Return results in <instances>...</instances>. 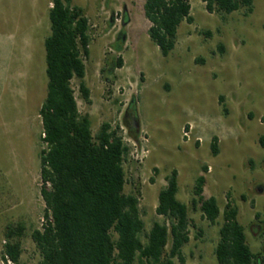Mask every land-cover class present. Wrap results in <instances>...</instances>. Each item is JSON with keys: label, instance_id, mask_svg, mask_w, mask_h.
Here are the masks:
<instances>
[{"label": "rangeland", "instance_id": "374dc122", "mask_svg": "<svg viewBox=\"0 0 264 264\" xmlns=\"http://www.w3.org/2000/svg\"><path fill=\"white\" fill-rule=\"evenodd\" d=\"M50 1L0 0V264H5L8 225L24 226L20 262L40 260L31 232L41 228L45 212L39 108L47 91L44 39L50 33ZM71 3L87 16L90 37L83 77L88 101L76 78L71 80L74 97L79 111L88 114L93 135L103 122L118 128L128 147L123 191L137 194L145 231L155 221L169 226L155 207L166 177L176 169V196L195 225L182 247L187 264H218L214 249L228 199L238 209L251 251L264 256V0H253L248 14L243 6L229 14L210 13L201 0H190L193 22L179 24L167 56L149 37L144 0ZM124 10L128 22L122 26ZM118 56L123 65L113 68ZM132 98L136 118L128 116L127 122L136 128L137 140L124 122ZM212 136L218 138L215 156ZM202 165L208 167L203 195L214 196L220 208L213 224L192 205ZM251 225L261 229L253 232Z\"/></svg>", "mask_w": 264, "mask_h": 264}, {"label": "trees", "instance_id": "16d2710c", "mask_svg": "<svg viewBox=\"0 0 264 264\" xmlns=\"http://www.w3.org/2000/svg\"><path fill=\"white\" fill-rule=\"evenodd\" d=\"M201 1L210 13L229 14L243 6L248 14L253 9V0ZM50 3V33L44 39L47 91L39 108L40 139L45 144L39 153L40 195L45 212L41 228L31 232L40 254L38 264H187L182 247L189 241L190 227L195 225L187 205L176 196L177 170L172 169L166 177L155 207L157 215L169 220V226L155 221L145 231L137 194L123 191L126 182L123 161L128 147L118 128L103 122L93 135L90 118L79 111L74 97L71 80L76 78L80 80L82 98L88 101L89 90L83 77L84 57L89 55V20L71 0ZM190 9V0H144L149 37L163 56L174 48L179 24L193 22ZM126 13L124 10L122 26L128 22ZM117 39L115 49L121 51L123 29ZM122 65L123 59L118 56L113 68ZM218 100L222 102L223 96L219 95ZM128 116L136 118V98L130 100L124 122L130 136L137 140L136 128L127 122ZM210 149L212 155L218 154L216 136H212ZM207 170L202 165L203 173L195 179L192 205L198 206L202 216L213 224L220 208L214 196L203 195ZM222 217L214 249L217 263L264 264V256L252 252L248 246L238 209L231 199L227 200ZM250 229L256 232L261 227L256 225L254 229L251 225ZM23 231L21 224L7 226L2 255L5 264H22Z\"/></svg>", "mask_w": 264, "mask_h": 264}, {"label": "built area", "instance_id": "2783aa9c", "mask_svg": "<svg viewBox=\"0 0 264 264\" xmlns=\"http://www.w3.org/2000/svg\"><path fill=\"white\" fill-rule=\"evenodd\" d=\"M42 135H44V134L42 133Z\"/></svg>", "mask_w": 264, "mask_h": 264}]
</instances>
